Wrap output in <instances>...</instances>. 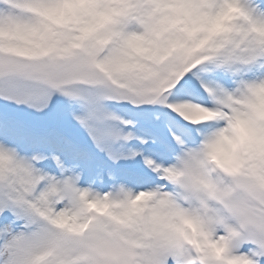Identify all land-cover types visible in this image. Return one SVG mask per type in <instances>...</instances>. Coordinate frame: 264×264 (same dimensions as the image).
<instances>
[{"label":"snow or ice","instance_id":"snow-or-ice-1","mask_svg":"<svg viewBox=\"0 0 264 264\" xmlns=\"http://www.w3.org/2000/svg\"><path fill=\"white\" fill-rule=\"evenodd\" d=\"M0 264H264V0H0Z\"/></svg>","mask_w":264,"mask_h":264}]
</instances>
